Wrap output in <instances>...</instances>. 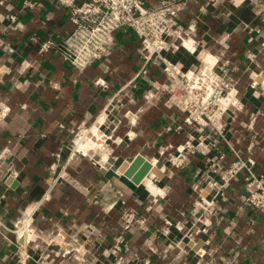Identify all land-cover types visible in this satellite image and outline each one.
<instances>
[{
    "label": "crops",
    "instance_id": "crops-1",
    "mask_svg": "<svg viewBox=\"0 0 264 264\" xmlns=\"http://www.w3.org/2000/svg\"><path fill=\"white\" fill-rule=\"evenodd\" d=\"M167 1L181 8L182 29L195 23L187 33L195 52L177 39L165 59L208 67L232 86L223 137L205 132L213 147L184 151L180 167L170 159L195 145L197 132H165L182 122L168 102L172 80L156 65L133 80L142 61L131 30H118L109 54L79 70L45 47L71 32L66 6L0 0V225H28L23 236H0V264H114L121 256V264H264V213L245 203L243 174L220 191V167L236 155L264 180V0ZM95 126L87 137H103L105 148L75 150L73 135ZM136 156L152 167L142 181L153 191L119 171ZM213 197L210 213L194 207Z\"/></svg>",
    "mask_w": 264,
    "mask_h": 264
},
{
    "label": "built area",
    "instance_id": "built-area-1",
    "mask_svg": "<svg viewBox=\"0 0 264 264\" xmlns=\"http://www.w3.org/2000/svg\"><path fill=\"white\" fill-rule=\"evenodd\" d=\"M58 1L68 8L72 30L59 45L48 42L46 48L54 47L66 61L83 70L109 54L115 46V33L118 30L129 29L139 40L137 53L142 61L141 68L133 80L141 76L146 77L150 65L161 66V72L172 80V84L166 88L169 93L168 102L182 114V122L167 126L165 132H179L184 125L190 126L197 132V143L192 145L191 142H186L184 146L177 147L175 156L170 159L171 164L182 166L186 150L208 152L213 144L206 142L207 137L203 135L205 132L208 135L223 137L225 124L222 119L227 113L228 104L232 102V86L223 78H218L208 67L203 69L199 66L184 70L181 65L169 63L164 57L173 40L178 39L179 45L186 49L183 41L191 40L187 33L194 32V22L185 29L177 24L181 11L179 5L167 0H160L157 5L149 7L141 0H84L79 4L75 3L76 0ZM191 45H194L192 40ZM262 45L264 46V43ZM194 52L195 48L192 53ZM110 123L114 125L115 121ZM252 164L250 159L245 160L236 155L234 161L220 167V191L242 173L245 203L264 213V180L253 173ZM217 169L216 166L212 172L217 173ZM217 200L216 197L211 200L200 198L194 202V207L209 212ZM26 225L25 220L18 221L12 230L0 225V236L9 231L16 234L19 232L20 236H23L28 232ZM119 242L124 245L125 251H128L127 245ZM123 259L122 256L118 257L114 264H121Z\"/></svg>",
    "mask_w": 264,
    "mask_h": 264
},
{
    "label": "water",
    "instance_id": "water-1",
    "mask_svg": "<svg viewBox=\"0 0 264 264\" xmlns=\"http://www.w3.org/2000/svg\"><path fill=\"white\" fill-rule=\"evenodd\" d=\"M138 168V171L134 173V170ZM151 165L148 161L141 156H136L130 164L123 163L119 168V171L134 185H139L144 177L151 171ZM190 246L193 243L189 244Z\"/></svg>",
    "mask_w": 264,
    "mask_h": 264
},
{
    "label": "rangeland",
    "instance_id": "rangeland-1",
    "mask_svg": "<svg viewBox=\"0 0 264 264\" xmlns=\"http://www.w3.org/2000/svg\"><path fill=\"white\" fill-rule=\"evenodd\" d=\"M181 54H183L182 56H185L186 54H187V52L183 49V48H181ZM194 56H196L197 55V53H195V54H193ZM199 57V59H200V55L198 56ZM200 61H201V59H200ZM204 66V65H203ZM112 121V120H111ZM112 127H114V126H112ZM95 128H96V126L95 127H93L92 129H90V130H88V129H81V131H79V133H77L78 134V136H76V135H73V137H72V139L71 140H74V142H75V144H74V149L76 148L75 146H77V145H80L81 144V148H79V150H77V151H81V152H83V153H91V151L93 152L94 150H96V149H103V148H105V143H104V138L102 137V139H100L99 141H100V143H98V142H94V141H89V143H90V145H89V143H87V145L86 146H82V145H84V144H86V143H84V144H82V142H81V140H86L87 141V139H88V135H89V131H91V132H93V130H95ZM87 132H86V131ZM85 131V132H84ZM85 136H86V138H85ZM83 138V139H82ZM81 139V140H80ZM85 141V142H86ZM78 142V143H77ZM89 145V146H88ZM76 150V149H75Z\"/></svg>",
    "mask_w": 264,
    "mask_h": 264
},
{
    "label": "bare ground",
    "instance_id": "bare-ground-1",
    "mask_svg": "<svg viewBox=\"0 0 264 264\" xmlns=\"http://www.w3.org/2000/svg\"><path fill=\"white\" fill-rule=\"evenodd\" d=\"M188 42H190V41H188ZM187 41H186V39H184V41H183V46L186 48V49H188L189 51H191V52H193V50H194V48L192 47V45H190V43H188ZM208 57V56H207ZM231 97V96H230ZM101 121V120H100ZM86 131V130H85ZM84 131V132H85ZM87 132V131H86ZM93 134H96V132H95V130L93 131ZM85 138H86V136H85ZM83 139V138H82ZM81 140V139H80ZM86 140H81V142H82V144H84V143H86V144H84V145H82V146H86L87 145V143H89V141L91 142V139L90 138H88L87 139V141L85 142ZM78 143V142H77ZM92 143V142H91ZM89 145H90V143H89ZM88 145V146H89ZM76 148L77 149H79V148H81V144L80 145H77L76 146ZM143 183H144V185L147 187V189H149L150 191H153L154 190V187L152 186V184H151V182L150 181H148V179H145L144 181H142Z\"/></svg>",
    "mask_w": 264,
    "mask_h": 264
}]
</instances>
